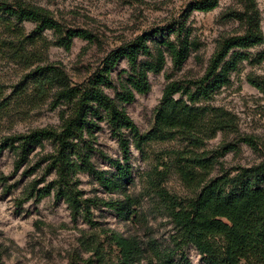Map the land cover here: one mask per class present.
<instances>
[{"label": "rangeland", "instance_id": "374dc122", "mask_svg": "<svg viewBox=\"0 0 264 264\" xmlns=\"http://www.w3.org/2000/svg\"><path fill=\"white\" fill-rule=\"evenodd\" d=\"M23 1L50 11L67 29L90 31L95 42L90 44L76 38L71 50L67 51L56 45L51 31L33 42L34 39L18 40L15 33L0 26V141L60 126L63 107H56L53 94L38 98L33 81L24 82L38 67L57 65L65 70L74 85L80 84L96 73L104 59L118 47L143 35L149 37L154 47L155 41L174 39V35L165 30L185 24L199 49L192 51L181 69H175L168 58L162 73L149 74L151 92L144 96L137 94L135 102L126 105L131 118L141 132L146 133L154 126L155 110L161 103L168 76L185 83L201 78L218 43L244 33L243 26L234 17L243 9L240 0H220L214 11H193L190 15L187 14L190 5L199 0ZM257 4L264 34V0H257ZM19 29L28 38L33 35L35 25L25 22ZM20 50L25 51L24 54L17 52ZM239 52L246 54L248 59L231 74L230 85L217 92L211 103L236 117L238 133L220 132L198 151L217 156L219 164L213 177L239 167L250 168L264 163V44ZM127 70L129 66L122 59L113 72L115 81L125 77ZM106 92L116 96L112 89ZM95 135L92 161L99 170L115 171L106 157L124 163L118 140L105 123ZM244 138H251L255 146L242 142ZM224 145L235 150L222 156ZM185 147L186 143L178 138L154 143L143 153L132 147L127 165L131 179L121 193H110L95 177L78 174L76 180L83 198L92 201L95 227L82 217L75 220L68 205L63 200L58 201L54 194L40 201L29 198L32 185L36 183L37 189H43L55 180V174L47 170L46 161V156L53 151L51 143L35 146L29 159L20 166L16 154L4 150L0 153V264H98L100 258L106 263H115L120 254L109 239L113 233L136 238L146 252L150 241L170 245L176 232L167 205L157 191L166 190L183 203L195 197V191L184 184L168 154ZM163 163L169 170L165 176H158V172L165 171ZM128 199L135 213L130 219L121 218L105 205L126 203ZM186 252L193 264H203L194 247H188ZM142 264L149 262L143 260Z\"/></svg>", "mask_w": 264, "mask_h": 264}, {"label": "trees", "instance_id": "16d2710c", "mask_svg": "<svg viewBox=\"0 0 264 264\" xmlns=\"http://www.w3.org/2000/svg\"><path fill=\"white\" fill-rule=\"evenodd\" d=\"M219 2L196 1L187 14L212 12L219 7ZM240 3L243 9L234 17L243 26L244 33L218 43L201 78L185 83L168 76L161 103L155 110L154 126L146 133L141 132L126 105L135 102L137 94L144 96L151 92L149 74L162 73L168 58L175 69H181L192 51L199 49L185 24L165 30L172 33L174 39L155 41L154 47L146 35L118 47L104 59L96 73L80 84L74 85L65 70L57 65L38 67L25 79L26 84L30 79L33 81L38 98L53 94L56 107H63L61 124L57 128L7 137L0 141V153L11 150L20 166L29 159L35 146L51 143L53 151L46 156V161L47 170L55 174V180L43 189H37L36 183L32 185L29 198L40 201L54 194L58 201L63 200L68 205L75 220L82 217L92 227L96 226L91 214L92 201L83 198L76 180L78 174L95 177L110 193H121L131 179L127 165L132 147L143 153L154 143L177 138L186 143L183 150L168 154L184 184L195 191V197L183 203L166 190L157 191L167 205L176 232L171 244L163 246L150 241L146 252L136 238L113 233L109 239L119 249L120 257L115 263H106L100 258L98 264H142L143 260H148L149 264H193L186 252L190 246L197 250L203 264H264V163L250 168L239 167L213 177L219 164L217 156L198 152L220 132L238 133L236 117L211 103L217 92L230 85L231 74L248 59L239 51L264 44L257 0H240ZM25 22L35 25L33 35L28 38L19 29ZM0 26L15 33L18 40L34 39L33 42L51 31L56 45L67 51L71 50L76 38L90 44L95 42L90 31L67 29L50 11L23 0L0 2ZM17 52L24 54L25 51ZM122 59L126 60L129 70L116 82L113 72ZM250 83L259 88L254 81ZM106 89L114 90L116 96L109 95ZM103 123L118 140L123 155L124 163L106 157L115 171L99 170L92 161L95 134ZM242 142L255 146L251 138H244ZM234 150L224 145L221 154ZM162 166L165 171L158 172V176H165L169 170L168 165L163 163ZM105 205L124 219L135 214L130 199L126 203Z\"/></svg>", "mask_w": 264, "mask_h": 264}]
</instances>
